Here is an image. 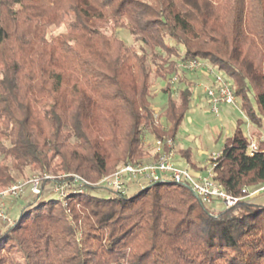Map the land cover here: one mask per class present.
<instances>
[{"label": "trees", "instance_id": "1", "mask_svg": "<svg viewBox=\"0 0 264 264\" xmlns=\"http://www.w3.org/2000/svg\"><path fill=\"white\" fill-rule=\"evenodd\" d=\"M193 58L240 100L215 173L241 200L211 208L173 182L67 205L23 196L0 231V264H264V202L242 193L264 183V151L249 154L246 134L264 126V0H0V190L31 170L97 182L149 157L146 137L176 139L196 90L182 76L176 94L170 79ZM156 79L167 82L159 118ZM179 153L201 169L190 148Z\"/></svg>", "mask_w": 264, "mask_h": 264}, {"label": "built area", "instance_id": "2", "mask_svg": "<svg viewBox=\"0 0 264 264\" xmlns=\"http://www.w3.org/2000/svg\"><path fill=\"white\" fill-rule=\"evenodd\" d=\"M181 65L190 69L199 67L209 70L212 79L211 83L204 86V90L213 112L219 113L224 104L237 105L239 99L232 88L231 81L222 71L200 58L186 60L181 62ZM250 124L248 122V125ZM246 134L249 139V154L264 151V134L254 135L250 129H247ZM174 144L171 137L155 138L152 159L122 164L114 172L103 175L97 182H90L74 173L58 178L43 173L33 175L28 180L15 181L7 188L0 190V231L14 224L10 213L11 202L23 197L28 186L34 195L41 196L51 191L64 201V205H67L65 197L70 194L93 192L96 188L127 194L132 190L145 187L150 182L186 184L206 206L211 208L219 204L229 208L241 200L242 196L227 191L216 179L215 167L221 152L211 156L210 165L206 166L203 172H196L189 164L180 166L175 163ZM43 180L48 181L46 185H43ZM242 193L243 195L264 193V183L255 188L245 186Z\"/></svg>", "mask_w": 264, "mask_h": 264}, {"label": "rangeland", "instance_id": "3", "mask_svg": "<svg viewBox=\"0 0 264 264\" xmlns=\"http://www.w3.org/2000/svg\"><path fill=\"white\" fill-rule=\"evenodd\" d=\"M54 31L57 33L59 30L54 29ZM121 36L128 44L132 43V36L128 30L122 29ZM208 63L212 66L210 62ZM178 66L180 68V72L178 74L173 75L170 79L172 89L176 90V94L177 90L182 84L180 82L182 76L187 81H190L194 85L195 90H197V86L201 84L200 72L202 73L204 71L206 75H210L209 70L206 68H185L181 65V63H179ZM166 83V81L156 79L154 80V85L152 87L151 100L153 106L155 107L158 118L159 113L162 111L167 101L166 94H164L163 92V87H165ZM209 83H211V81ZM209 83H205V85ZM204 86L202 85L198 88L201 93L204 91ZM201 102L200 99L196 101V110H192L194 104L192 105V108L186 115L185 120L178 131L177 138H171L175 142L174 148L176 152V158H178L179 160H183L182 156L179 153L181 148H190L193 160L198 164H202L205 168L206 166L210 165L212 155L217 154L219 152L222 153V149L224 147L226 139L233 135L237 120L243 117L244 115L241 110L240 100H238L236 106L227 104L222 105L219 113L213 112L210 109L209 104H207L208 102L202 104ZM160 123H162L164 127H167V123L165 122L164 117L162 120H160ZM246 128L250 129L252 133H256L257 131H263L264 133V126L263 128L257 129L255 126L250 124L246 125ZM165 136L170 137V135L168 134ZM154 139L155 138L153 136H148L146 137L145 141L153 148ZM153 157L154 155L152 153L149 157H146L145 159H152ZM38 174L39 172H37V170H31L29 175L33 176ZM22 180L23 179H20V181ZM97 194L102 196H110L112 193L106 189H99L97 190ZM23 196L28 200H31L33 205H36L49 198H55L56 194L52 193L51 191H47L43 195L35 199L34 194L31 193L30 187L28 186ZM247 197L251 198L253 201L256 202H264V193H260L257 195H247ZM18 207L19 203H17L16 207L14 208L15 213L13 212V214L11 215V217L13 216V219L14 217L15 219L18 218V216L20 215V210ZM218 207L222 206L219 204Z\"/></svg>", "mask_w": 264, "mask_h": 264}, {"label": "crops", "instance_id": "4", "mask_svg": "<svg viewBox=\"0 0 264 264\" xmlns=\"http://www.w3.org/2000/svg\"><path fill=\"white\" fill-rule=\"evenodd\" d=\"M212 76H210V75H206V73L203 71L202 73L200 72V78H201V84H199L198 86H197V90H196V94H195V99H194V102H193V104H194V106H193V108H192V110H196V101L198 100V99H200V102H201V104L202 103H207V101H206V98H205V90L201 93V91H199V87L200 86H204L205 85V83H209L210 81H211V78ZM208 104V103H207ZM179 159L178 158H176L175 159V163L177 164V165H180V166H185V165H188L189 163H187L186 162V160L183 158V160H179V161H182V162H179L178 161ZM200 167H201V169H198V168H193L194 169V171H196V172H203L204 171V166L202 165V164H198ZM203 168V169H202ZM23 202H24V199L23 200H20V199H18V200H14V201H12L11 202V209H10V213H11V215L13 214V212L15 211L14 210V208L16 207V204L17 203H19V210L21 209V207L23 206ZM15 213V212H14ZM13 217V216H12ZM14 219H15V217H14Z\"/></svg>", "mask_w": 264, "mask_h": 264}]
</instances>
